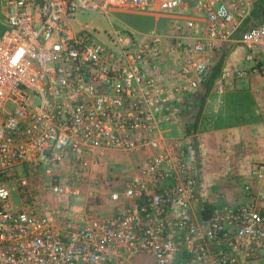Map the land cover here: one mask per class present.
<instances>
[{
  "label": "built area",
  "instance_id": "1",
  "mask_svg": "<svg viewBox=\"0 0 264 264\" xmlns=\"http://www.w3.org/2000/svg\"><path fill=\"white\" fill-rule=\"evenodd\" d=\"M188 5L203 26L183 18L140 37L115 29L116 51L72 21L90 8ZM251 7L250 0H0V264H264V191L246 184L253 199L216 198L203 218V140L194 130L173 137L163 129L181 125L218 42L239 40L251 70L262 71L264 20L248 23ZM249 73L223 69L216 90ZM109 152L139 161L112 173ZM252 176L264 182V162ZM106 197L110 211L100 203Z\"/></svg>",
  "mask_w": 264,
  "mask_h": 264
},
{
  "label": "crops",
  "instance_id": "2",
  "mask_svg": "<svg viewBox=\"0 0 264 264\" xmlns=\"http://www.w3.org/2000/svg\"><path fill=\"white\" fill-rule=\"evenodd\" d=\"M250 1L251 15L247 22L255 24L263 21L264 0ZM150 15L169 28L183 18H194L200 25L204 24L203 17L192 5L171 14L151 12ZM248 53L247 47L239 40L218 42L211 55L214 60H222V70L246 69L250 73L242 80L233 81L223 93L216 90L218 78L208 94L204 85L197 94L189 96L191 108L185 112V121L194 123L195 118L198 120V133L204 143V157L197 160V164H203V189L209 185V189L224 192L227 201L216 195L221 203L253 199L245 190L249 183L258 191H264V182L252 176L254 165L264 162V48L256 52L263 66L262 71L251 70L254 62L246 58ZM179 128L183 133L182 125ZM128 157L130 162L132 160L129 163L132 164L131 169H134L139 159L134 154H127V160ZM110 159L107 154L106 164H121L124 157L114 158L118 161ZM114 166L111 165V168ZM123 172L120 169L118 173ZM207 187L206 195L210 191ZM103 202L110 203V208L114 205L108 197Z\"/></svg>",
  "mask_w": 264,
  "mask_h": 264
},
{
  "label": "rangeland",
  "instance_id": "3",
  "mask_svg": "<svg viewBox=\"0 0 264 264\" xmlns=\"http://www.w3.org/2000/svg\"><path fill=\"white\" fill-rule=\"evenodd\" d=\"M99 4H102L105 0H96ZM151 12H164L167 14L175 13V11H151V10H138V9H130V10H123V11H111L110 14H107L101 9H93L90 8L88 10H83L77 12L73 18L72 21L75 24L76 28L86 29L87 32L90 33V35L93 37V39L97 41L103 42L106 46L109 48H113L114 51L118 50L117 44L114 41L115 33L114 30L120 31L124 35H128L131 31H134L135 35L137 37H140L139 33H146L152 30H156L158 32H166L169 27H164V25L161 23V21H157L156 18L152 15H150ZM15 106L12 103H7L5 109L7 112H12L14 110ZM187 115H184V119L181 123L182 128L184 131L186 129L193 130L195 132H198V126L193 125L192 122L185 121ZM171 128V131L166 133L167 136H173L177 137L182 133V131L179 128L178 124H172L163 126V129H169ZM130 155V154H128ZM108 156H111V159L118 161L119 159H114L123 156L124 159L121 161V164H105L108 166L115 165L112 170V173H117L121 169V171L126 172L129 171L132 167V164H129L130 158L128 157L127 160V154L122 152H109ZM132 156V154L130 155ZM110 159V160H111ZM208 186V187H207ZM206 187L209 189V185ZM204 187V193L205 188ZM210 191L206 195V198L209 202H212L214 204L215 198H217V194H219L222 199H225L224 201H227V196L224 194V192H220L217 189H209ZM12 202L14 205L20 206V198L18 195L14 194L12 196ZM106 202V201H105ZM105 202H100L103 206V208L110 210V203L106 204ZM112 203V202H111ZM229 203V202H228ZM72 205H83L85 204V200H75L73 199L71 201Z\"/></svg>",
  "mask_w": 264,
  "mask_h": 264
},
{
  "label": "trees",
  "instance_id": "4",
  "mask_svg": "<svg viewBox=\"0 0 264 264\" xmlns=\"http://www.w3.org/2000/svg\"><path fill=\"white\" fill-rule=\"evenodd\" d=\"M221 71H222V60L219 59L216 62V64L213 66L212 72H211L208 80L206 81V84H205V86L207 88L206 94L209 93V90L212 88V85L214 84L216 78L219 77ZM197 124H198V120L195 118L193 125L197 126ZM193 130H195V129H193ZM186 131L189 132L190 130L186 129L183 132H186ZM213 208H214V204L212 202H209L207 198H204L198 204L199 214L203 218L210 216Z\"/></svg>",
  "mask_w": 264,
  "mask_h": 264
}]
</instances>
